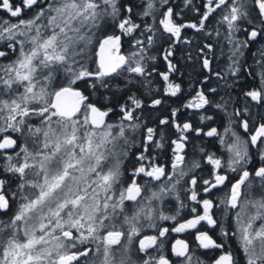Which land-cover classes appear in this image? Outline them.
<instances>
[{"label":"snow or ice","instance_id":"snow-or-ice-1","mask_svg":"<svg viewBox=\"0 0 264 264\" xmlns=\"http://www.w3.org/2000/svg\"><path fill=\"white\" fill-rule=\"evenodd\" d=\"M183 4L197 14L194 22L179 19L182 12L174 11L170 0H161L160 6L167 7L160 13L159 27H153L135 22L138 6L131 0H0V14H6L0 15V60L8 61L0 64V216L7 217L0 219V264H172L164 255L154 256L149 251L162 250L163 243L158 241L167 228L159 236H144L138 241V252L144 254L138 260L129 255V246L140 235L137 224L141 217L151 219L153 201L163 204L187 175L181 165L187 155L189 132L218 137L229 153L226 165L214 153L205 154V161L212 166L211 178L203 179L205 195L230 182L221 169L226 167L238 176L221 201L225 215L229 208L240 209L235 214V232L221 225L224 240L220 242L207 232H198L199 247L218 250L211 264H239L237 254L228 250V241L235 237L246 264H264V194L259 198L253 195L257 183L264 193V122L250 128L245 118L248 107L234 110L228 115L241 117L240 126L247 139L232 132L234 139L229 143L214 127L204 131L190 123H176L178 110L174 109L172 126L177 136L170 142L173 160L169 173L151 155L152 147H164L163 134L157 139V130L144 127L134 115L146 106L137 95L129 92L125 103L119 105L121 117L116 125L107 122L112 107L102 108L90 99L100 88H108L111 79L122 77L129 83L143 84L155 71L147 61H155L156 57L146 53L159 38L169 43L163 49L167 71L158 75L166 85L164 94L176 96L181 86L170 80V75L179 72L171 59L175 45L191 43L182 35L185 29L211 36L206 22L219 17L217 23L225 26L224 39L230 45L228 73L235 80L229 84L226 76L213 69L207 55L213 50L209 43L199 50L201 67L225 80L227 87H233L245 73L258 79V86L244 91L243 96L246 103L264 108V50L255 61L256 69H250L242 60L244 49L264 39V0H202L195 8L190 7L193 0H183ZM27 10L34 14L25 19ZM154 11L152 0H146L142 16H151ZM160 29L162 33L157 37ZM137 32L139 35L134 36ZM241 32L246 36L243 40L237 36ZM215 35H222L219 28ZM125 36L133 38L129 43L135 49L128 55L121 51ZM221 100L214 106L226 112L231 97ZM161 103V99L154 98L147 106L155 108ZM210 103L205 92L199 90L185 107L201 109ZM169 123L168 118L159 121L160 125ZM141 127L143 150L136 156L138 166L133 168L131 179L125 183L122 158L127 156L125 146L129 144L126 131L135 132ZM252 148L259 150L262 164L249 171ZM109 160L111 164L105 169ZM199 167L200 162H193L192 168ZM137 177L162 183L158 191L149 190L151 194L142 197L144 186ZM197 183L196 177L190 178L188 198L202 212L181 223L176 232L196 229L202 222L211 228L218 226L212 211L215 205L211 199L201 198ZM126 202L135 206L131 215L125 212ZM180 206L185 205L181 202ZM191 211L198 213V208L194 206ZM121 213L123 224L129 226L127 233L115 222ZM159 219L174 217L160 211ZM122 238L127 243H122ZM117 245L119 255L113 247ZM172 253L183 258L184 264H204L199 258L193 259L182 240L175 242Z\"/></svg>","mask_w":264,"mask_h":264},{"label":"trees","instance_id":"trees-1","mask_svg":"<svg viewBox=\"0 0 264 264\" xmlns=\"http://www.w3.org/2000/svg\"><path fill=\"white\" fill-rule=\"evenodd\" d=\"M16 3H19V0H15ZM47 0H45V3ZM132 3L136 4L138 7L136 8L137 15L135 17L136 23H145L148 25H153V27H159L158 20L161 18L160 13H162L167 6L161 7V0H152L155 11L151 16H142V12L146 7V0H131ZM202 3V0H193L192 8L199 7ZM170 4L174 6V11L182 12V15L179 19H182L184 22H194L197 19V14L194 11H191L190 8H185L183 4V0H170ZM39 8H36L38 11ZM202 10V9H201ZM220 12V10H217ZM34 13L32 10H27L24 14V18L27 19L32 16ZM5 15L6 14H0ZM14 21L18 18H12ZM219 17H217V20ZM217 20H212L211 22H206L207 31L212 32V35H207L206 32H195L193 29H185L183 32V36L185 39L190 40L191 43H177L175 45L174 51L175 55L171 58L173 62L177 65L179 72L170 75V80L173 83H178L181 86V91L176 96H168L164 94L165 91V82L158 75V73H163L167 71V63L163 60V49L168 47V41L164 38H159L157 40V44L153 46L151 49L147 51V55L156 57L155 61H147V66L151 69L154 68L155 71L152 73L150 77L143 83H129L124 78H115L111 79V83L108 88H100L99 91L90 97V99L97 103L98 106L102 108L112 107L113 112L110 113L107 118V122L113 125L120 123L121 113L119 111V105L124 104L127 100L129 92L137 95L142 102L146 105L143 109H138L134 115L139 116V122L142 123L144 127H153L157 130V139H159L160 134L162 133L164 136V140L162 143L164 144L163 148H155L152 147L151 155L154 158V162L159 160L160 156L163 155V161H159V163L166 167L167 171L171 173V164L173 160V154L171 151V140L175 139L177 136L176 129L172 126V111L174 109L178 110L176 117L174 118L175 122L183 124L190 123L194 128H200L204 131L209 130L214 127L217 129L223 139L228 141L229 143L234 139L232 137V132L237 133L244 139H247V133L244 132L243 128L240 126L241 117L231 116L234 110L239 109L243 111V109L247 106L249 112L245 115V118L249 120V126L252 128L255 124L260 122H264V108H259L254 105L252 102L246 103V98L243 96V92L251 89L252 87L258 86V79H253L252 77L245 76L242 77L233 87H227L225 84V80L218 79L215 75H211L207 70H203L201 67L202 60L200 59V48L205 44L209 43L213 45V50L210 53H207L208 58L213 61V69L215 71H220L224 76L227 77L228 83L232 84L235 80L234 77H231L228 73V65L230 61L228 59L230 55V45L227 44L224 39L225 34V26L217 23ZM219 28L221 30L222 35L217 37L215 35V29ZM162 33V29L157 33V37H160ZM134 36H138L139 32L134 33ZM147 35V34H145ZM239 39L243 40L246 38L243 32L237 33ZM141 39H144V36H140ZM133 38L130 36L123 37V46L122 53L125 55L130 54L135 49L132 48L129 41ZM264 50V39H259L257 42H253L249 45L248 48L244 49V57L242 58L243 62L250 69H256L257 64L255 61L260 57V51ZM207 51V50H206ZM189 54L191 55V59H189ZM14 59V55L11 57ZM95 58V57H93ZM8 61L0 60V64H6ZM94 67V65H92ZM205 77H207V82L205 81ZM139 80L140 78H136ZM150 81V82H149ZM216 88V92H211L209 89ZM199 90H203L205 94L208 96L211 103L204 108L201 109H193L186 108L185 105L192 100L195 96V93ZM91 92L90 89L86 90ZM231 97L230 102L227 104L226 112L221 111L216 108L214 105L216 103H222L221 98L224 97L227 99ZM104 97L108 99L105 100ZM161 99V105L152 108L147 105L151 104L152 99ZM211 116L212 119H207V117ZM201 117H204L202 120ZM168 118L170 123L167 125H160L159 121L161 119ZM127 123V122H125ZM144 127H141L137 131L133 132L131 129L126 131V135L129 138V144L125 146V150L127 151V156L123 157L122 170L124 172L123 180L128 182L130 180L128 172L131 167L138 166V161L136 160V156L140 154L142 149V142L144 139ZM231 129V131H227L226 129ZM116 131V129H113ZM189 139L187 142L186 150L190 153L191 165L193 162H200V164L204 163L205 154H215L218 158L222 160V162L226 165L229 159V153L226 150V146L220 144V140L218 137H207L204 135L197 136L194 132L187 133ZM23 138H21L22 141ZM123 141L121 140V145H123ZM201 149L204 151L201 152ZM186 155V156H188ZM189 163V159L187 164ZM262 162L259 159V150L252 148L250 150V158L247 168L249 171H252L258 167H260ZM209 169L212 170V167ZM194 170V168H193ZM192 170V171H193ZM2 171V170H1ZM187 173L191 172L189 169L185 170ZM221 173H225L229 176L230 181L233 177L237 176V173H232L224 169H221ZM186 178L184 177L181 180V183H184ZM169 182V181H168ZM167 182V184H168ZM172 183V182H171ZM170 183V184H171ZM186 184V183H184ZM178 187V185L176 186ZM230 188V186H229ZM186 189V188H185ZM158 191L159 186L152 188L149 185L148 196L151 194L149 191ZM183 190V189H182ZM255 192V187H254ZM228 193V189L223 194V199L225 200L226 195ZM184 196L182 197V202L185 205L182 207L181 211L187 207V203L189 201L188 195L185 190H183ZM186 194V195H185ZM254 194V193H253ZM264 194V193H263ZM174 195V194H172ZM170 195V196H172ZM173 197V196H172ZM185 197V198H184ZM157 205V204H156ZM224 205V204H223ZM13 211L15 210V204H13ZM156 208L153 209L155 211ZM164 213H168L172 215V217H176L179 213L174 209L173 199H169V197L165 200L163 204ZM135 211L134 208H130V204L125 203V212L128 215H131ZM232 211L230 210L229 218L226 217L224 220H229L231 217ZM11 215V213H9ZM124 213H121L117 219L116 224L117 227L125 231L129 230V226L127 224H123ZM157 221L151 222V225L157 226L155 230L161 231L162 228H166L168 223L161 224V220L159 219V213L155 215ZM6 219L7 217H2ZM144 221V226L141 231V236L147 232V221ZM105 223H108L107 221ZM146 224V225H145ZM149 224V223H148ZM122 225V227H121ZM224 227L225 224H224ZM172 228V227H171ZM159 236V235H157ZM171 235H165L164 237H160V242L163 243L162 250L158 252H152L154 256H158L160 254L166 253V247L168 245L169 239ZM218 242L224 240V237L217 238ZM135 242V241H134ZM132 243L133 251L131 257L133 260H138L140 256L144 255L138 252V241ZM122 243H127L125 239L122 238ZM116 251H118L117 246H113ZM120 248V247H119ZM228 250L233 251L237 254V260L239 264H246V259L244 258L243 251L240 245L237 243L236 239L231 238L228 241ZM194 259L199 258V260L203 261L204 264H211L215 255L218 254V250H210L207 255H203L201 257L198 256V252L192 253ZM184 264V262L182 263Z\"/></svg>","mask_w":264,"mask_h":264},{"label":"flooded vegetation","instance_id":"flooded-vegetation-1","mask_svg":"<svg viewBox=\"0 0 264 264\" xmlns=\"http://www.w3.org/2000/svg\"><path fill=\"white\" fill-rule=\"evenodd\" d=\"M193 109L194 108H190V110H193ZM185 152L187 153V155L188 154L190 155L188 150L185 149ZM189 155L185 157L184 164L181 165V167L184 168V170H186V169L190 170L192 168L191 158H190ZM163 159H164V157H163V155H161L159 160H157V162H155V163L160 164L159 161H163ZM188 159H189V163L187 164ZM135 167H137V166H135ZM209 167L211 168L212 166L207 164L206 161H204V163L201 164V167L194 168L193 171L188 172L187 175L185 176L186 181L184 183H186V184L180 182L178 184V187H176V192L174 193V195H172L173 197L169 196V199L170 198L173 199L174 209H176V211L179 213V211H181V209H182V207L180 205H181V202L183 200L182 197L184 196L183 190H185L186 194L189 196L188 189L191 187V185L189 184V180L192 177H196L197 181H198L197 186H196V190L200 193L201 198H209V199H211L213 201V203L215 205V207L212 209V211L214 213V218L219 222L218 226L215 227V228H211V227H209L207 225L206 222H202L200 225L197 226L196 229H185V230H183L181 232L174 231V229L176 227H179V225L181 223H185L186 221L192 219L195 215H197V214L202 212V209L200 208V206L199 205H194V203L190 199H189V201L187 203V207L184 210H182L176 216V219H174L173 222L172 221L171 222L170 221L169 222L161 221L162 225L165 224V223H168L167 227H166L168 229V232L165 235H168L169 233L171 235V237L169 239V242H168V245L166 247V251L167 252L164 253L163 255L165 257H167L172 262V264H182L184 262L183 258H178L172 253V246L175 244V242L177 240H182L186 244H188L189 251H190V254L192 256H193L192 253L198 252V256L200 255L201 257H203V255H207L208 254V251H206L205 249L199 247V243L196 240V235H197L198 232H207L210 236L213 237V239L217 240V238L221 237V235H220V226L221 225L224 227V224H225L226 227H224V228L226 230L230 231V232H233L235 230L234 224H236V222L234 223L233 214L235 213L236 209L229 208L227 215H225L224 214L225 205H223V203H221V201L224 200L223 199L224 192L227 189H229V186H230L231 183H235V181H236V179L238 177H233L231 179V181L230 182H226L224 186H221V187H219L217 189H213V191L211 193H208V194L205 195L203 193V191H202V189L204 187L203 179L211 178L212 170L209 169ZM133 168L134 167H131L129 169L130 171L128 172V175H129L130 179H131V172H132ZM1 170L2 169H0V171ZM165 170L167 171L166 167H165ZM222 174H225V173H222ZM174 179H175V177H174ZM137 181H138L139 184L144 186V190L142 192V197L143 196H148L149 185H151L152 188H155V187H158L162 183V181H154V180H151L148 177H137ZM167 182H168L167 180L163 181V183H167ZM171 182L172 181H169L168 184H170ZM126 203L130 204V208H133L132 202H126ZM156 204H158V203L153 201V205L156 206ZM163 204H161V205L163 206ZM194 206L198 208V213H193L191 211L192 207H194ZM230 210L233 211L231 213L230 221L229 220L228 221L224 220V218H226V217L229 218ZM2 217L3 216H0V219H3ZM146 221H147V232L144 233V235L141 236L139 238V240L142 239L144 236H153V235L157 236V235H159L160 231L158 229L155 230V228L157 226L153 225V223L151 225V222H153L154 220L153 221L152 220H146ZM163 229H165V227L162 228V230ZM158 242H160V240ZM149 251L150 252H154V251L156 252L155 249H150Z\"/></svg>","mask_w":264,"mask_h":264},{"label":"rangeland","instance_id":"rangeland-1","mask_svg":"<svg viewBox=\"0 0 264 264\" xmlns=\"http://www.w3.org/2000/svg\"><path fill=\"white\" fill-rule=\"evenodd\" d=\"M123 141V140H122ZM130 142V141H129ZM119 143H121V141L119 142ZM109 164H111V160H109L108 162H107V164L105 165V169L107 168V166L109 165ZM122 164H123V159H122ZM193 170V168H191L189 171H192ZM235 177H238V176H235ZM255 187V192H253L254 194V196L256 197V198H259L263 193H261V190H260V188H259V185H258V183H257V185H255L254 186ZM135 206L133 205V208H134ZM154 208H156V210L155 211H152V213H151V219H145L143 216L141 217V219H140V221H139V223L137 224V227L138 228H140V235L139 236H137V237H134L133 238V242L135 241H138L139 240V238L141 237V231H142V228H143V226H144V221L143 220H154V221H157V219H156V217H155V215L157 214V213H159L160 211H162L163 212V214L164 215H167V216H169V217H172V215H169L168 213H164V210H163V206L161 205V204H157L156 206L154 205ZM153 208V209H154ZM238 211H240V209L239 208H237L236 209V211H235V213L233 214V217H234V223L236 222V213L238 212ZM233 212V211H232ZM230 213V212H229ZM159 219V218H158ZM174 219H176V217H174ZM174 219H167V220H161V219H159V221L161 220V221H165V222H173L174 221ZM260 222L259 221H257V225L259 224ZM234 227H235V230H236V224H234ZM235 230L233 231V232H235ZM232 238H234V239H236L235 237H232ZM236 241H237V243L239 244V242H238V240L236 239ZM132 242V243H133ZM134 242V243H135ZM240 245V244H239ZM120 247V246H119ZM118 247V251H116L117 252V255H119L120 254V251H121V249ZM117 250V249H116ZM132 251H133V247H132V245H130L129 246V255L131 256V254H132ZM243 255H244V253H243ZM194 258V257H193ZM244 258H245V256H244ZM195 260V259H194Z\"/></svg>","mask_w":264,"mask_h":264}]
</instances>
